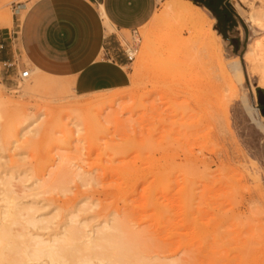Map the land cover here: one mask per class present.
Returning <instances> with one entry per match:
<instances>
[{
	"label": "rangeland",
	"instance_id": "obj_1",
	"mask_svg": "<svg viewBox=\"0 0 264 264\" xmlns=\"http://www.w3.org/2000/svg\"><path fill=\"white\" fill-rule=\"evenodd\" d=\"M20 1L26 8L37 0ZM166 1L137 32L126 89L54 100L27 94L24 82H0V172L19 193L17 180L26 181L25 203L57 215L53 231L83 205L79 219L91 227L120 218L132 260L264 264V89L244 59L264 40L250 21L264 0H226L217 10L229 16L225 30L205 2L186 0L209 19L201 32L170 16ZM112 35L122 46L133 37L107 27ZM55 178L70 190L35 196V181Z\"/></svg>",
	"mask_w": 264,
	"mask_h": 264
},
{
	"label": "crops",
	"instance_id": "obj_2",
	"mask_svg": "<svg viewBox=\"0 0 264 264\" xmlns=\"http://www.w3.org/2000/svg\"><path fill=\"white\" fill-rule=\"evenodd\" d=\"M202 1L220 19L223 17L224 30L230 28L229 16L217 11L223 9L226 0L219 5ZM159 3L37 0L25 8L20 0H0V44L5 46L0 52V82L7 86L18 83L17 72L9 74L1 62L13 63L24 56L25 69L32 76L23 83L24 91L31 96L66 100L126 89L130 85L129 65L103 57L107 45L115 48L117 42L115 35L105 36L106 29L113 28L118 34L138 32L152 20ZM9 7L13 10L10 17L6 12ZM219 28L224 38L226 34ZM257 126L264 131V126Z\"/></svg>",
	"mask_w": 264,
	"mask_h": 264
},
{
	"label": "bare ground",
	"instance_id": "obj_3",
	"mask_svg": "<svg viewBox=\"0 0 264 264\" xmlns=\"http://www.w3.org/2000/svg\"><path fill=\"white\" fill-rule=\"evenodd\" d=\"M165 7L170 16L182 18L187 25H191V28L206 29L209 24V19L201 10L186 0H168ZM102 16L106 19L103 13ZM250 21L258 29L264 30V12L252 14ZM201 28L197 30L201 32ZM148 46L151 47L150 44ZM244 59L250 68L259 74L260 86L264 89V40L254 41L250 54ZM262 120L264 121L263 117ZM258 125L263 126L262 123ZM28 128L23 129L25 133L22 135L30 134L26 132ZM75 177L82 186H89V181L82 173L76 174ZM14 181L16 180L13 176L0 172V264H154L153 260H143L140 256L142 260L131 259L129 254L133 247L128 246L130 240L127 243L125 242L127 239L124 238V241L122 238L125 236V230L123 231L125 224L120 222L121 226L119 225L120 218L115 216L114 219L105 220L96 227H91L86 220H80L79 214L84 211L85 205L77 207V212H71L59 230L53 231V221L57 215L46 218L41 214L44 207H38L35 203H25L24 200L28 198L25 194L26 181L17 180V183L22 185V195L16 190ZM65 185L60 178L47 182L35 181L33 191L35 196L49 194L58 189L66 193L68 187H64ZM45 232H50L47 238ZM135 236H132L131 242H135L138 235Z\"/></svg>",
	"mask_w": 264,
	"mask_h": 264
},
{
	"label": "built area",
	"instance_id": "obj_4",
	"mask_svg": "<svg viewBox=\"0 0 264 264\" xmlns=\"http://www.w3.org/2000/svg\"><path fill=\"white\" fill-rule=\"evenodd\" d=\"M131 35H133L131 42H126L125 46H122L119 41L117 42L118 49L112 48L110 44L111 42L107 43L110 45H107V48L105 49L104 58L120 63L125 62L129 66L133 64L139 52L140 39L137 32H134ZM4 50L5 46L0 44V52H3ZM1 66L9 74L17 72V78L20 82H25L31 77L29 70L21 69L19 60L13 63L1 62Z\"/></svg>",
	"mask_w": 264,
	"mask_h": 264
},
{
	"label": "water",
	"instance_id": "obj_5",
	"mask_svg": "<svg viewBox=\"0 0 264 264\" xmlns=\"http://www.w3.org/2000/svg\"><path fill=\"white\" fill-rule=\"evenodd\" d=\"M258 99H259V102L260 104L262 105L263 107V115H264V93H262L261 91L258 92Z\"/></svg>",
	"mask_w": 264,
	"mask_h": 264
},
{
	"label": "trees",
	"instance_id": "obj_6",
	"mask_svg": "<svg viewBox=\"0 0 264 264\" xmlns=\"http://www.w3.org/2000/svg\"><path fill=\"white\" fill-rule=\"evenodd\" d=\"M204 6L207 7V8L211 11V8H210L209 6H207V5H204ZM214 15H215V18H216L217 20L220 19L219 15H217V14H214ZM218 31H219V33H220L221 35H223V33H222V31H221L220 28H218ZM224 38L226 39V36H224Z\"/></svg>",
	"mask_w": 264,
	"mask_h": 264
}]
</instances>
